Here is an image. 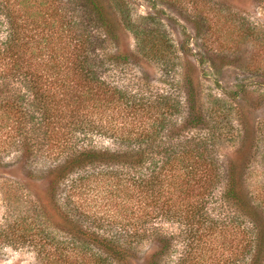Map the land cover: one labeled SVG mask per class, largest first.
<instances>
[{
    "label": "trees",
    "instance_id": "trees-1",
    "mask_svg": "<svg viewBox=\"0 0 264 264\" xmlns=\"http://www.w3.org/2000/svg\"><path fill=\"white\" fill-rule=\"evenodd\" d=\"M197 1L208 14L218 19L224 14L221 18L228 20L212 0H191L198 7ZM0 15L8 25L0 39V168L15 165L28 169L24 176L45 181L43 193L34 196L37 207L65 239L64 247L54 248V261L131 264L139 261L136 247L149 240L152 252L143 264H158L169 237L155 223L147 226L149 219L174 221L192 233H213L218 222L208 206L221 182L217 137L199 131L206 114L193 66L186 62L181 82L185 111L177 101L153 100L148 108L170 111L146 124L139 103L99 74L101 68L128 62L134 55L153 60L169 47L165 35L157 27L140 28L132 22L126 0H0ZM204 20L199 17L194 25L197 35ZM251 29L261 33L252 26L246 27V35ZM127 31L136 41L134 54L122 49ZM129 102L140 121L137 130L119 134L102 123V113L128 108ZM95 135L113 136L124 147H95ZM3 154L13 156L10 166L1 160ZM42 155L52 162L37 164L34 170ZM241 156L235 149L228 159L221 198L246 218L239 230L237 261L264 264V211L248 196ZM67 181L69 188L97 189L119 210L133 209L132 228L106 231L84 219L65 192ZM5 189L9 197V186Z\"/></svg>",
    "mask_w": 264,
    "mask_h": 264
},
{
    "label": "rangeland",
    "instance_id": "rangeland-1",
    "mask_svg": "<svg viewBox=\"0 0 264 264\" xmlns=\"http://www.w3.org/2000/svg\"><path fill=\"white\" fill-rule=\"evenodd\" d=\"M212 1L216 8H222L228 20L221 18L224 14L219 19L208 14L207 7L200 1L197 7L191 0H126L131 21L140 28L157 27L165 35L169 47L163 54L156 53L153 60L134 55L128 62L109 64L99 70L105 81L139 103L141 120L146 124L156 115L170 111L148 108V102L153 100L177 101L185 111L181 82L185 64L189 62L194 68L193 77L198 83L206 114L205 126L199 131L217 137L214 149L221 182L215 187L212 203L208 206L218 222L217 229L213 233H192L187 226L174 221L149 219L147 226L155 223L161 233L169 237L168 247L158 264H240L236 258L240 247L239 230L246 222L239 211L238 214L221 198L228 159L235 149L242 153L248 196L264 211V1ZM199 17L210 20L200 24L202 32L197 35L194 25L199 24ZM7 26L0 15V39L6 36ZM252 26L261 33L256 34L251 29L252 34L246 35V27ZM208 27L211 31L207 33ZM135 42L133 33L125 32L121 40L123 51L134 54ZM108 47L112 49L110 44ZM131 111L129 102L128 108H110L100 118L119 134L135 131L140 121ZM112 137L95 135L91 144L124 147ZM1 160L10 166L13 156L3 154ZM51 160L42 155L32 167L35 170ZM27 170L15 165L0 168V264H78L76 261H54V248L65 246L64 234L47 222L43 211L37 207L35 197L43 193L45 181L24 176ZM65 184L72 205L80 213L83 211L84 219L101 225L106 231L132 228L133 209L127 210L129 214L125 209L119 210V206L104 200L91 186L69 188L70 181ZM6 186L10 189L9 197L5 196ZM129 205L132 206V202ZM150 252L152 244L143 240L136 247L139 261H131V264H143Z\"/></svg>",
    "mask_w": 264,
    "mask_h": 264
}]
</instances>
